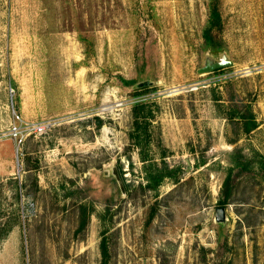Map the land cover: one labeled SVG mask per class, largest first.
Returning a JSON list of instances; mask_svg holds the SVG:
<instances>
[{"label": "rangeland", "instance_id": "1", "mask_svg": "<svg viewBox=\"0 0 264 264\" xmlns=\"http://www.w3.org/2000/svg\"><path fill=\"white\" fill-rule=\"evenodd\" d=\"M209 3L0 0V264H264V0H221L235 65L201 75Z\"/></svg>", "mask_w": 264, "mask_h": 264}, {"label": "trees", "instance_id": "2", "mask_svg": "<svg viewBox=\"0 0 264 264\" xmlns=\"http://www.w3.org/2000/svg\"><path fill=\"white\" fill-rule=\"evenodd\" d=\"M224 30L225 25L221 13V0H210L209 20L203 31V38L206 45H211L214 48L224 46ZM156 115V111L153 109L152 104H137L132 109L133 124L130 132L132 144L140 149L141 159L145 163L144 169L146 172V180L148 182L147 185L153 191L158 190L167 178L175 177L177 171L169 166L159 167L149 154V147L153 141L152 127L154 126ZM100 126L101 122H99L98 127ZM256 128L257 123L250 120L246 123L244 130L246 133H250ZM262 165L264 167V163H262ZM229 178L225 183L227 189L230 188ZM227 203V200H224L221 202V205H226ZM101 253L103 257L101 264H109V249L105 240L101 245Z\"/></svg>", "mask_w": 264, "mask_h": 264}, {"label": "water", "instance_id": "3", "mask_svg": "<svg viewBox=\"0 0 264 264\" xmlns=\"http://www.w3.org/2000/svg\"><path fill=\"white\" fill-rule=\"evenodd\" d=\"M235 65V61L232 59L228 48L222 46L220 48H214L208 45L204 52V60L201 68L198 70V74H209L215 71H219L225 68H230ZM154 82L150 80L141 81L135 85L136 90L152 87ZM112 176L116 179L121 192L125 195L126 188L123 179L120 175L118 167L114 166L111 170ZM227 208L222 206L216 209L215 224L219 231H222L228 224Z\"/></svg>", "mask_w": 264, "mask_h": 264}]
</instances>
